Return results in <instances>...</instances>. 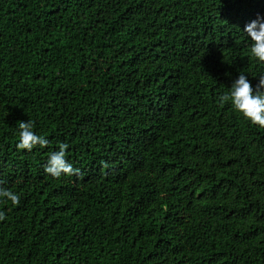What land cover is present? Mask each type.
Listing matches in <instances>:
<instances>
[{"label": "trees", "instance_id": "16d2710c", "mask_svg": "<svg viewBox=\"0 0 264 264\" xmlns=\"http://www.w3.org/2000/svg\"><path fill=\"white\" fill-rule=\"evenodd\" d=\"M264 0H0V264H264V129L220 97ZM49 144L17 149L20 121ZM80 175L45 172L51 153Z\"/></svg>", "mask_w": 264, "mask_h": 264}, {"label": "clouds", "instance_id": "9594fccd", "mask_svg": "<svg viewBox=\"0 0 264 264\" xmlns=\"http://www.w3.org/2000/svg\"><path fill=\"white\" fill-rule=\"evenodd\" d=\"M252 41L251 55L259 62L264 63V16L258 15L256 19L247 23L243 29ZM221 104L231 103L233 109L251 122L264 129V75L259 76L258 83L253 88L247 76L243 73L238 75L231 85L230 91L224 93L220 98ZM19 142L16 147L20 150L31 151L35 146L47 147L49 141L34 131V124L30 120L19 123ZM68 144H59V150L51 153L45 165V172L53 178L62 176L80 175V171L66 159ZM2 183V182H0ZM0 197L7 198L13 205H19L20 196L11 190L0 187ZM6 218L0 212V220Z\"/></svg>", "mask_w": 264, "mask_h": 264}]
</instances>
